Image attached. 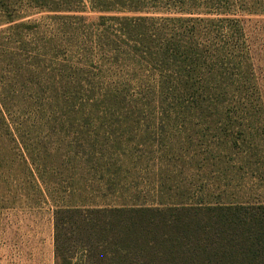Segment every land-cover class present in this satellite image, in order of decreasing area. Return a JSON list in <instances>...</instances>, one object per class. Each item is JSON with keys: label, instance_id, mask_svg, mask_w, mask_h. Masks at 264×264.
<instances>
[{"label": "rangeland", "instance_id": "rangeland-1", "mask_svg": "<svg viewBox=\"0 0 264 264\" xmlns=\"http://www.w3.org/2000/svg\"><path fill=\"white\" fill-rule=\"evenodd\" d=\"M202 1L183 15L0 0V264H55L57 207L264 205V0L212 14ZM2 4L19 20L6 24ZM115 16L154 17L152 32L195 27L201 42L210 33L209 55L234 52L244 74L230 67L222 98L185 94L167 65L123 42ZM243 76L253 101L229 95Z\"/></svg>", "mask_w": 264, "mask_h": 264}, {"label": "trees", "instance_id": "trees-1", "mask_svg": "<svg viewBox=\"0 0 264 264\" xmlns=\"http://www.w3.org/2000/svg\"><path fill=\"white\" fill-rule=\"evenodd\" d=\"M38 1L42 9L49 8ZM147 1L88 0L92 10L105 13H160L161 4L170 8L167 12L173 10L171 6H176V12L183 15L200 12L196 9L199 8L197 0H179L177 5H171L173 0H150L152 5ZM234 1L203 0L201 7L205 14H212L222 12L213 11L218 4L228 6ZM65 4L62 8L48 10L83 12L86 8L85 0H66ZM2 9L8 16L6 24L19 20L9 14L7 5L2 4ZM110 19L118 22L120 38L126 45L132 44L133 53L162 67L167 65L174 85L185 94L222 98L228 93L221 83L235 76L228 72L230 67L239 68L236 75L244 74L242 62L234 52L226 55L217 51L209 55L207 42L213 39L210 33L203 37L206 42H201V33L195 27H164L152 32L147 24L156 21L154 17L115 16ZM197 20L194 17L175 19L177 23ZM18 27L31 30L35 25L20 23ZM229 32V38H233L235 32L232 29ZM224 67L227 68L225 73L222 72ZM241 79L239 83L242 84L229 95L239 101H253L254 87L244 76ZM163 83H168V79ZM1 115L3 117L2 112ZM54 258L55 264H264V205L57 207L54 211Z\"/></svg>", "mask_w": 264, "mask_h": 264}]
</instances>
